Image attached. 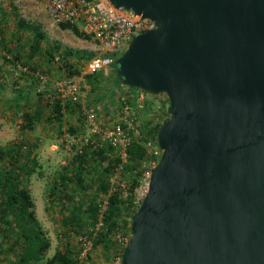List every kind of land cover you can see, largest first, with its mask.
Returning <instances> with one entry per match:
<instances>
[{
	"label": "water",
	"instance_id": "1",
	"mask_svg": "<svg viewBox=\"0 0 264 264\" xmlns=\"http://www.w3.org/2000/svg\"><path fill=\"white\" fill-rule=\"evenodd\" d=\"M148 18L114 60L164 92L119 264H264V0H107Z\"/></svg>",
	"mask_w": 264,
	"mask_h": 264
},
{
	"label": "rangeland",
	"instance_id": "2",
	"mask_svg": "<svg viewBox=\"0 0 264 264\" xmlns=\"http://www.w3.org/2000/svg\"><path fill=\"white\" fill-rule=\"evenodd\" d=\"M30 26L37 27L44 34V38L39 41L38 48L33 52L29 50L32 32L27 28ZM75 26L76 30L80 31L78 25ZM0 28V149H9L0 158V166L11 162L13 172L20 175L22 184L28 188L29 195L33 196L35 201V207L34 204L32 207L33 214L43 236L48 240V246L42 256H39L32 264H43L45 258L64 245H68L74 252L77 246V233L84 231L90 224L88 210H84L87 207L86 202L81 204L78 202L81 198L91 196L95 203L100 194L92 188L98 174H96L97 170L92 171L91 169L84 173L85 178L80 185H75L77 189H68L72 197L71 204L76 206L78 203L81 207V209L74 210L78 216L77 225L63 223L62 215L66 211L62 213L60 204L57 201L51 202L47 198L48 186L58 173L62 172L71 157L67 141L61 136L60 127L67 126L68 133L84 135L88 133L80 125L76 106L68 104L59 122L51 118V109L37 97L36 82L32 75L35 71L45 73L50 82V79L63 73L60 68H55L49 63L45 51L48 44L57 45L56 47L67 55L69 68H74V71L76 68L80 69L84 60L95 52L96 44L91 37L82 35L81 31L82 34L78 35L72 27L62 28L59 24L52 23L39 1H21L14 4L0 0ZM15 59L25 64L28 71L15 69L12 65ZM102 75L103 77L94 76L98 85L87 82L84 77L82 94L86 102L93 104L100 125L106 126L116 119L117 110L112 105L109 112L104 111L102 106L107 97L103 86L108 82L111 85L110 89H113V85L116 88L119 85L114 80L113 70ZM98 77H100L99 82ZM94 85L95 88H101L99 92L94 90ZM167 104L165 93L160 92L154 96L148 92H141L138 93L137 100L131 104L128 116L133 119L143 135L148 136L144 126L151 127L160 124L161 119L168 115ZM34 109L39 111V115L29 126H25L23 112L31 114ZM68 128H72V131ZM16 144L18 146L14 147ZM30 157L35 161V165L28 176H25L24 170L31 166ZM143 168L144 161L140 163V171L137 174ZM124 173L131 176L125 169ZM68 184L69 187L72 185V183ZM88 184L92 187H88ZM115 232H118L120 236L128 235L129 237V218L126 214L118 216ZM111 239L113 243L108 249L98 242L93 244L91 253L93 264H99L101 261H106L103 264H114L116 258L120 257L115 248L119 243L116 239L112 237ZM0 240V264L15 262L19 251V240L14 230L5 228L4 223L1 222Z\"/></svg>",
	"mask_w": 264,
	"mask_h": 264
},
{
	"label": "built area",
	"instance_id": "3",
	"mask_svg": "<svg viewBox=\"0 0 264 264\" xmlns=\"http://www.w3.org/2000/svg\"><path fill=\"white\" fill-rule=\"evenodd\" d=\"M2 1L14 4L21 1H39L52 23L78 25V29L84 35L91 37L96 44L95 52L85 59L80 69L76 68V71L68 72L63 64L65 59L63 55L53 52L48 59L49 63L55 68H60L63 73L50 79L49 82L48 75L45 73L33 72L37 94L43 102L49 105L54 100L59 102L60 118L64 116V103L77 108L80 125L88 135L68 133L67 126L60 127L62 129L61 136L67 141V148H69L71 156L81 152L83 147L90 149L106 144L112 148L119 159L112 165L110 173L107 175L106 190L100 193L95 201L93 220L84 231L77 233L73 264H93L91 261L93 238L97 233L107 231L104 213L107 209L109 196L115 194L117 198L128 199L130 207H137L146 192L150 168L159 157L161 149L153 138H147L144 141V146L150 157L144 160V168L136 175V184L131 187L130 177L124 173V163L128 160L127 148L129 144L141 135L133 119L128 116L131 106L126 101L121 102L117 109L116 119L106 126H101L96 118L93 104L83 99L82 81L86 75L106 74L108 71L114 70V60L126 47L125 43H128L133 35L151 27L152 22L148 18L140 17L130 9L121 6L114 7L107 0ZM6 57L9 56L6 55ZM12 65L15 69L23 72L28 71L27 66L16 59ZM115 229L116 226L107 236L116 239L119 245L124 246L128 235L120 236L118 232H115ZM118 262L119 256L114 264H118Z\"/></svg>",
	"mask_w": 264,
	"mask_h": 264
},
{
	"label": "trees",
	"instance_id": "4",
	"mask_svg": "<svg viewBox=\"0 0 264 264\" xmlns=\"http://www.w3.org/2000/svg\"><path fill=\"white\" fill-rule=\"evenodd\" d=\"M59 26L62 28L72 27L75 33H77L78 35L82 34L80 31L76 30V26L74 24L59 23ZM27 29L32 32V42L30 44L29 50L33 52L38 48L39 41L41 38H44V34L40 32L37 27L30 26ZM84 36L86 37V35ZM56 46L55 44H48L45 48V51L48 55V59H50L53 52L57 51L61 53L65 58L63 63L65 68L68 70V72H72L74 68H69L70 64L67 61V55L64 52H61ZM113 72L114 80L116 81V83H118L119 86H117L116 88L113 85V89H110L111 85H109V82L103 86V88H105L106 90L107 98L102 107L106 112H109V110H111L112 105L115 106L114 109L117 110L120 107L121 102L123 101H126L131 106V104L136 99L138 93L144 92L136 87L122 85L116 77L115 70H113ZM96 75H101L103 77V75L100 73ZM94 76L95 75H86L85 77L87 82H92L95 83V85H98L99 83L95 82ZM99 78L100 77H98V82ZM95 85L93 86L94 90H97L99 92L101 88H95ZM159 93L160 92L152 95L157 96ZM37 95L39 96V94ZM44 105L51 109V118H55L59 121V102L57 100H54L51 105L47 103H44ZM68 106V103H64L65 109L68 108ZM38 115L39 111L35 109L33 112H31V114H29L28 112H23L22 116L25 120V126H29L30 123L34 119H36ZM158 125L159 124L151 127L144 126L148 136L143 135L141 130L136 125L141 135L139 138L133 140L129 144L127 148L128 160L124 163V169L127 170L131 175V187L136 184L135 178L138 171H140V163L150 157L147 148L144 146V141L149 136V138L155 139V133ZM68 130L72 131V128H68ZM15 146L18 145L16 144L14 145V147ZM8 150L9 149H0V158ZM30 159L31 166L26 167V169L24 170L25 176H28L32 167L35 165V161L33 160V158L30 157ZM118 160L119 159L114 154L112 148L106 144H103L102 147H93L90 149H88L87 147H83L81 152L73 154L70 157V160L66 164L67 166L65 165L62 172L58 173V175L51 181L50 185L48 186V191L46 193L47 198L51 202L57 201L60 204L59 206L63 210L62 213L66 211L65 214L62 215L63 223L77 225L78 216L76 212H74V210H78L79 208L81 209L78 203L81 204L85 202L87 204V207H85L84 210H88V213L90 215L89 221L91 222L93 220L95 207L94 198L91 196L81 198L80 202L76 203L75 206L74 204H71L72 197L71 194L68 192V189H77L75 188V185H80V183L85 178L84 173H87L88 170L91 169L92 171L97 170L96 174H98V176L97 180L93 184V187L89 184L88 187L90 186L94 188V190H97V194L104 192L108 185L107 175L110 173L112 165ZM68 183H72L73 186L71 185L69 187ZM32 207L33 203L28 193V188L24 186V184H22L20 175L18 173L13 172L12 163L9 162L6 165L0 166V222L4 223L5 228H12L19 240V251L17 253L16 260L11 264H32L33 261L37 260L39 256H42L48 246V240L43 236L39 225L36 223ZM135 209L136 207H130L128 199H120L117 198L115 194H111L108 198L107 209L104 213V222L107 226V231L105 233H97L93 238V244L98 242L105 249L111 247V244L113 242L111 241L112 239L107 236V234L112 231L114 226H116L118 222V216L121 214H126V216L129 218L130 214ZM115 248L119 253L118 255H120L123 246L117 245ZM73 256L74 252L70 249V247L68 245H64L62 248L59 247L54 250L49 257L45 258L43 264H73Z\"/></svg>",
	"mask_w": 264,
	"mask_h": 264
},
{
	"label": "crops",
	"instance_id": "5",
	"mask_svg": "<svg viewBox=\"0 0 264 264\" xmlns=\"http://www.w3.org/2000/svg\"><path fill=\"white\" fill-rule=\"evenodd\" d=\"M31 77V76H30ZM32 77L34 78V76L32 75ZM37 97L39 98V96L37 95ZM31 198H32V201H33V204H34V207H35V201L33 200V196L30 194ZM40 203H42V201H40ZM37 209V208H36ZM103 263H106V261H101V263L99 264H103Z\"/></svg>",
	"mask_w": 264,
	"mask_h": 264
}]
</instances>
